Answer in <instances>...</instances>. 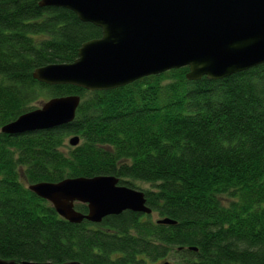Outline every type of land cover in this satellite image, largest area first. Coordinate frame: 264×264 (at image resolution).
Listing matches in <instances>:
<instances>
[{
  "label": "trees",
  "instance_id": "obj_1",
  "mask_svg": "<svg viewBox=\"0 0 264 264\" xmlns=\"http://www.w3.org/2000/svg\"><path fill=\"white\" fill-rule=\"evenodd\" d=\"M39 1L0 0V130L36 103H80L66 126L0 131V260L264 264V64L216 81L182 67L108 91L42 84L35 69L74 62L102 32ZM95 176L142 191L152 213L72 224L28 189Z\"/></svg>",
  "mask_w": 264,
  "mask_h": 264
},
{
  "label": "water",
  "instance_id": "obj_2",
  "mask_svg": "<svg viewBox=\"0 0 264 264\" xmlns=\"http://www.w3.org/2000/svg\"><path fill=\"white\" fill-rule=\"evenodd\" d=\"M39 6L67 9L102 32L82 44L74 62L35 69L33 79L42 84L108 91L182 67L190 81H216L264 64V0H40ZM79 103L78 96L54 97L0 131L22 135L66 126ZM78 143V136L68 139L71 147ZM28 189L72 224H98L125 211L152 213L142 191L119 185L113 176L39 182ZM77 203L86 205V214L75 209Z\"/></svg>",
  "mask_w": 264,
  "mask_h": 264
},
{
  "label": "rangeland",
  "instance_id": "obj_3",
  "mask_svg": "<svg viewBox=\"0 0 264 264\" xmlns=\"http://www.w3.org/2000/svg\"><path fill=\"white\" fill-rule=\"evenodd\" d=\"M42 103H44V102L36 103V104H35V107H36V108H40V107L42 106ZM142 187H143V188H147V185H142ZM152 218H153V220H156V219H157V217L154 216V215L152 216ZM166 261L168 262V261H170V260H169V259L163 260L162 263H163V262H166Z\"/></svg>",
  "mask_w": 264,
  "mask_h": 264
}]
</instances>
